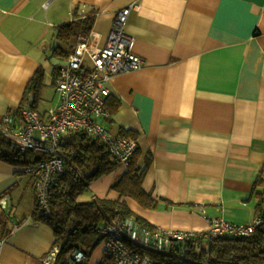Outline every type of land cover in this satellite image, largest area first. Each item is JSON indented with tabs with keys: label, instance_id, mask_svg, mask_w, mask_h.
I'll return each instance as SVG.
<instances>
[{
	"label": "crops",
	"instance_id": "1",
	"mask_svg": "<svg viewBox=\"0 0 264 264\" xmlns=\"http://www.w3.org/2000/svg\"><path fill=\"white\" fill-rule=\"evenodd\" d=\"M131 1L0 0V117L18 107L39 67L42 89L52 85L55 95L40 109L42 89L31 94L45 116L59 103L55 69L78 42H62L59 27L90 18L87 33L102 47L116 11ZM138 1L125 29L145 64L110 77L107 101L119 106L111 113L110 104L101 122L113 135L137 140L139 164L148 163L142 186L156 206L114 188L130 163L118 161L85 192L120 198L164 229L206 230L212 218L251 221L264 165V0ZM35 183L32 173L0 160V194L11 199V208H0V264H45L52 249L53 227L33 216ZM100 257L99 248L90 260Z\"/></svg>",
	"mask_w": 264,
	"mask_h": 264
},
{
	"label": "built area",
	"instance_id": "2",
	"mask_svg": "<svg viewBox=\"0 0 264 264\" xmlns=\"http://www.w3.org/2000/svg\"><path fill=\"white\" fill-rule=\"evenodd\" d=\"M139 8L140 2L133 0L116 11L102 47L93 44L90 33L79 34L67 62L55 77L59 103L48 109L45 116L36 109L25 107L20 116L8 112L0 117V134L14 147L38 149L48 155L43 161L26 167L27 172L35 175V205L43 216L51 215L52 211L49 199L52 177L64 171L59 147L64 134L82 131L99 136L112 158L127 166L138 149L135 138L113 135L101 119L110 115L107 108L110 77L138 70L145 64L144 58L135 50V37L125 29L130 13ZM8 203L7 195L0 197V205L7 207ZM260 220L257 215L249 222L212 218L208 229L197 230L159 226L151 229L133 216L122 217L98 227L101 257L97 263H92L90 256L80 249L71 250L69 258L80 264H213L209 255L200 260L191 259L184 248L174 250V247L179 242L211 239L222 234L249 236L255 232ZM4 242L0 231V260ZM58 252L57 246L51 249L45 264H54Z\"/></svg>",
	"mask_w": 264,
	"mask_h": 264
},
{
	"label": "trees",
	"instance_id": "3",
	"mask_svg": "<svg viewBox=\"0 0 264 264\" xmlns=\"http://www.w3.org/2000/svg\"><path fill=\"white\" fill-rule=\"evenodd\" d=\"M90 30V18H78L61 25L57 36L62 42L69 43L76 41L80 33H87ZM67 54L62 53V55ZM58 72L56 68L55 77ZM43 78L44 69L39 67L28 82L20 104L9 113L20 115L25 107L36 108L31 94L39 95L43 87ZM110 104L112 107L109 106ZM118 106L119 103L114 98L107 101V108L110 107L111 113L115 112ZM59 147L63 155L64 171L52 177L49 191L51 215L43 216L38 212L36 205L33 212L35 220L46 221L54 229L55 240L52 249L55 246L59 247L54 264H80L69 258V252L73 249L83 250L91 256L101 241L98 227L110 220L133 216L143 226L155 228V225L138 216L120 198L93 196L88 200L79 199L93 179L109 172L118 163L109 154L106 144L99 136L82 131L70 132L61 137ZM47 156L44 151L38 149H18L0 134V160L22 167L25 172L27 166L37 164ZM147 168L148 163L142 167L139 164L137 149L130 161L128 171L114 188L118 190L120 196H129L143 206L154 207L156 201L142 186ZM259 186H264V165L251 195L256 198V215L261 218L253 234L249 236L222 234L211 239L206 237L200 241L191 239L179 242L174 250L184 248L186 256L196 260L209 255L213 264H264V188L259 190ZM6 192L1 193L0 197ZM144 252L158 256L148 250Z\"/></svg>",
	"mask_w": 264,
	"mask_h": 264
},
{
	"label": "rangeland",
	"instance_id": "4",
	"mask_svg": "<svg viewBox=\"0 0 264 264\" xmlns=\"http://www.w3.org/2000/svg\"><path fill=\"white\" fill-rule=\"evenodd\" d=\"M55 98V95H54V92H53V87L52 85H48V86H45L43 89H42V93H41V100L39 101V105L38 107L40 109H45L47 108L50 104H51V101H53ZM90 195L86 192H83L82 195L80 196V199L83 200V199H86L88 198ZM91 197H89L88 199H90ZM86 199V200H88ZM8 205L7 207H3L2 205H0V208L1 209H6V208H11L10 205H11V199L10 197L8 196ZM4 212V211H3ZM99 245L95 248L94 251H98L99 249ZM91 257V256H90Z\"/></svg>",
	"mask_w": 264,
	"mask_h": 264
}]
</instances>
